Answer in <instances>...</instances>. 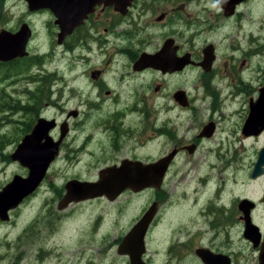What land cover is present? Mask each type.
Instances as JSON below:
<instances>
[{
  "label": "flooded vegetation",
  "instance_id": "1",
  "mask_svg": "<svg viewBox=\"0 0 264 264\" xmlns=\"http://www.w3.org/2000/svg\"><path fill=\"white\" fill-rule=\"evenodd\" d=\"M31 1L30 7L27 0H0V56H10L3 50L11 51L26 42L25 55L0 59V83L16 77L20 67L43 68L60 50L65 64H69L61 71L60 93L63 95L67 88L78 102L66 107L67 100L62 98L58 120L37 112L22 126L24 131L14 140V150L40 117L55 121L48 136L59 144L40 185L14 209L39 193L45 183L51 197L55 192L59 199L70 180L96 181L108 167L125 162L154 164L171 155L164 166H159L157 186L139 192L126 189L118 195L149 193L148 204L134 223L154 205L144 236L145 264H243L242 260L259 264V255L264 253V164L258 175L253 177L252 173L264 148V0H207L216 11L204 6L202 21H187L194 31L203 30L208 35L201 45L196 47L191 38L184 49L177 36L169 32L161 36L153 51H146L139 43L143 38L134 37L153 24L167 20L166 24L173 25L179 21L183 7L175 8L177 0H129L123 13L108 3L115 0ZM160 3L168 5V10L157 14ZM70 27L71 31L59 41L60 31ZM19 32L21 36L10 37ZM47 33L52 34L53 43H47L46 48L37 46V40L43 35L48 37ZM166 41H171L176 57L188 54L190 61L181 69H173L178 63L167 59L157 61L155 67H135L142 53L155 54ZM94 47L102 54L97 62L90 59ZM76 64L83 69L71 85L68 75ZM43 71L55 73L45 67ZM186 73L195 75L193 88L201 99H210L212 112H195L189 90L183 89L186 106L174 97L180 88L165 92L167 82H176ZM164 96L173 105L162 102ZM234 97L240 101L239 112H214L218 104L222 106ZM172 107L193 112H173ZM227 122L236 124L238 144L254 145L246 184L237 177L241 173H236L233 164L235 153L227 157L220 151V141L210 142ZM153 142L158 144L156 153H146ZM57 162L64 178L60 184H55L51 174ZM74 167L78 172L65 179L66 171ZM22 168L24 175H14H27V169ZM187 179L194 185L184 184ZM171 181L175 183L168 184ZM180 183L182 188L178 189ZM243 199L248 200L246 205L241 204ZM148 241L155 244L154 255ZM244 245L251 257H243Z\"/></svg>",
  "mask_w": 264,
  "mask_h": 264
},
{
  "label": "rangeland",
  "instance_id": "2",
  "mask_svg": "<svg viewBox=\"0 0 264 264\" xmlns=\"http://www.w3.org/2000/svg\"><path fill=\"white\" fill-rule=\"evenodd\" d=\"M211 3L208 4L207 0H177L175 8L183 7V11L179 13V21L173 25L166 24L167 20L153 24L152 27L142 31L143 34L136 35L134 38H143L139 43L143 45L146 51H153L159 45L162 35L173 32L184 49L188 48L187 41L191 38L194 40L195 46L198 47L208 35L202 32L203 30L194 31L193 27L187 24V21H195V19L202 21L203 15L200 12L204 6L212 12L216 11ZM157 5V14L162 10H168V5L165 3ZM21 8L24 10L23 6ZM171 19L174 18L171 16ZM51 20L53 21V17ZM233 26L235 25L233 24ZM42 32L46 33L45 31ZM42 37L37 40V46L46 48L47 43H53L52 34H48V37L47 35ZM101 55L98 50L95 51L94 47L90 59L91 61H100ZM65 60L62 52L58 50L54 52L50 60L44 63L47 70L55 73H47L43 71L44 67L38 65L20 67L16 77L0 83V96L19 99L21 104H27L32 102L29 92H37L39 89L44 92L49 91L50 98L48 100L43 99V102H40L36 109L38 112L49 117H56L58 120L61 113L59 103L62 98L67 100L66 107H72L78 102L76 96H70L67 88H65L63 95L60 93L61 71L69 66V64H65ZM86 67L84 66V68ZM81 69L83 67L76 64V68L68 75L71 85H74V77ZM48 75H53L48 83H45L44 80L41 81L43 77ZM195 79V75L191 73L183 74L176 82H167L165 92L174 91L176 88L184 89L186 92L189 90L194 97L195 112H212L210 99H201V94L193 88ZM160 100L173 105L171 101L166 99V96ZM225 102L226 104L222 106L218 104V108L214 112H222L220 109L226 112H239L241 104L237 98L234 97L232 100H225ZM172 108L173 112L174 110L175 112H193V110L180 107ZM31 117V115L15 112L8 115L2 123L0 121L1 135H4L5 140L10 141L3 151L4 154H10L14 150L16 141L11 143L12 138L20 137L21 127L29 123ZM235 129L236 124L227 122L224 129L210 142L220 141V151L226 152L227 157L235 153L236 161L233 164L236 165V173H241L237 177L242 181V184H246L247 167L249 158L251 159L253 156L252 147L254 145L247 143L241 146L238 144L237 134L234 133ZM157 145L154 142L149 144L146 147V153L155 154ZM58 164L59 162L54 165L51 172L55 184H60L62 179L64 180L62 174L59 173ZM22 169L15 161L10 160L8 162L0 158V188L8 183L15 173L24 175L25 170ZM68 170L65 173V179L78 172V167ZM187 182L194 185L190 179L185 180L184 184ZM169 183L173 184L175 181ZM45 184L35 196L27 197L20 208L10 211L8 219H0V264H129V259L125 255L117 253V246L140 215L142 207L148 204L149 193L144 195L127 192L112 201L99 197L75 205L69 204L64 210H58L57 204L61 198L58 199L55 192L52 198L45 189ZM232 186L234 187L233 183ZM181 188L182 183L178 185V189ZM234 191L238 192L239 189L234 188ZM148 246L154 255V242L148 241ZM249 254L247 246L244 245L243 257H251ZM242 262L243 264L252 263L244 260Z\"/></svg>",
  "mask_w": 264,
  "mask_h": 264
},
{
  "label": "water",
  "instance_id": "3",
  "mask_svg": "<svg viewBox=\"0 0 264 264\" xmlns=\"http://www.w3.org/2000/svg\"><path fill=\"white\" fill-rule=\"evenodd\" d=\"M27 1L31 7L32 1ZM56 1L58 0H55V2ZM63 1L65 2L70 0ZM108 3L114 4L115 8L123 13L124 8L129 3V0H115L112 2L109 1ZM50 7H52L53 12L60 18L61 15L59 12H57L53 6ZM59 21L60 19L57 20V22ZM72 27L69 29L65 28L60 31L58 34L59 41H61L65 34L71 31ZM21 34L22 33L19 32L18 34H15L14 37L12 35H10V37H19ZM25 43V40L22 43L20 42V44L15 46V48L11 51H9V49L3 50L4 53H10L11 55L0 56V59L5 60L15 56L25 55ZM161 59L176 61L178 64L174 66L173 69H181L190 61L188 54L176 57L175 48L171 47V41H166L159 52H156L155 54L142 53L136 61L135 67L142 68L149 65H153L155 67L157 61ZM174 97L180 105H187L186 95L183 90L176 91ZM55 124L56 123L53 119H46L44 117L38 118L32 131L29 134H26L16 149L9 154L10 160L18 161L22 167L27 169V175H14L8 183L0 188L1 220L8 219L9 211L16 208L26 196H28L40 185L50 163L56 157L59 142L53 141L48 136V131L54 127ZM171 157L172 156L169 155L154 164L125 162L120 166H111L102 170L100 172L99 179L96 181L70 180L65 184L66 191L59 200L57 207L58 209H64L71 202H80L101 196H104L109 201H112L126 189H130L133 192H139L146 187H155L160 182V164L164 166V164L167 163ZM263 164L264 148H262L259 152V159L255 163V168L252 173L253 177L260 173V167ZM163 166L161 173L164 171ZM247 202V199H243L241 204L246 205ZM153 213L154 205H151L142 217L134 223V225H132V227L118 243L117 253L119 255L128 256L129 264H145L142 259V255L145 252L144 236L152 219ZM247 219L248 218H246V222ZM259 264H264V253L262 252L259 255Z\"/></svg>",
  "mask_w": 264,
  "mask_h": 264
},
{
  "label": "trees",
  "instance_id": "4",
  "mask_svg": "<svg viewBox=\"0 0 264 264\" xmlns=\"http://www.w3.org/2000/svg\"><path fill=\"white\" fill-rule=\"evenodd\" d=\"M53 78V75H48L47 77H43L41 79L44 80L45 83H48ZM40 83V82H39ZM31 95V103L27 104H21L19 99L15 98H8L6 96H0V121L1 123L3 120L8 116L11 115L12 113L15 112H21L23 115H31L35 116V114L38 112L36 109L37 105L41 102H43V99H49L50 98V92H44L41 89H39L37 92H29ZM28 123L24 124L27 125ZM1 127V124H0ZM24 129L21 127V132H23ZM2 133L0 132V135ZM2 136V137H1ZM0 136V158H2L4 161H10V156L9 154H4L3 151L7 145H9L10 141H7L4 139V135ZM16 137L12 138L11 143L14 142Z\"/></svg>",
  "mask_w": 264,
  "mask_h": 264
}]
</instances>
